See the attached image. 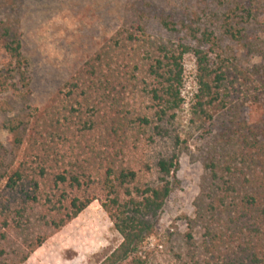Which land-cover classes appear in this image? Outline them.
Returning <instances> with one entry per match:
<instances>
[{
  "label": "trees",
  "instance_id": "16d2710c",
  "mask_svg": "<svg viewBox=\"0 0 264 264\" xmlns=\"http://www.w3.org/2000/svg\"><path fill=\"white\" fill-rule=\"evenodd\" d=\"M242 11L236 6L222 26L237 42L245 23L238 17L250 18ZM190 35L197 48L151 41L142 27L119 32L27 121L7 126L13 149L0 144V264H24L94 201L122 239L99 264L144 263L138 248L154 234V220L175 189L181 138L170 127L185 104L187 54L196 58L198 84L190 125L207 137L184 264H264V87L248 90L246 108L228 60L211 58L213 33L190 29ZM0 50L8 60L4 74L28 87L23 43L8 20H0ZM143 86L149 113L130 112L124 97ZM157 137L171 142L169 153L152 162L135 157L143 140L154 144ZM148 175L154 179L142 183ZM195 228L204 232L199 243Z\"/></svg>",
  "mask_w": 264,
  "mask_h": 264
},
{
  "label": "rangeland",
  "instance_id": "374dc122",
  "mask_svg": "<svg viewBox=\"0 0 264 264\" xmlns=\"http://www.w3.org/2000/svg\"><path fill=\"white\" fill-rule=\"evenodd\" d=\"M236 6L250 14L249 19L246 14L237 19L245 22L237 27L243 30L240 42L225 36L222 27ZM0 20H8L17 29L28 61L29 82L22 88L16 77L4 74L8 60L0 50V144L6 150L13 149L9 124L27 121L34 109L42 108L91 57L110 48L116 34L137 27L144 28L151 41L192 48L198 47V41L190 29H197L198 36L205 31L213 33L217 47L211 58L218 64L220 57L228 60L232 77L239 80L237 95L246 108L251 105L248 90L264 87V0H0ZM162 20L173 25L168 29ZM230 22L236 24L234 19ZM201 48L208 52L211 45ZM183 66L185 104L170 127L181 138L175 189L154 220V234L138 248L143 264H184L188 256L186 235L204 176L202 146L207 135L195 133L190 125V108L198 93L193 54L184 56ZM143 88L124 97V107L130 112L149 113L151 103ZM211 129L216 131L215 126ZM143 142L135 157L144 162L169 153L172 147L170 141L159 137L154 144ZM153 179L143 176L141 182ZM203 233L195 228L192 236L199 243ZM121 241L99 201H94L24 264H99Z\"/></svg>",
  "mask_w": 264,
  "mask_h": 264
},
{
  "label": "crops",
  "instance_id": "0c3cea01",
  "mask_svg": "<svg viewBox=\"0 0 264 264\" xmlns=\"http://www.w3.org/2000/svg\"><path fill=\"white\" fill-rule=\"evenodd\" d=\"M91 248H94V246H92Z\"/></svg>",
  "mask_w": 264,
  "mask_h": 264
}]
</instances>
